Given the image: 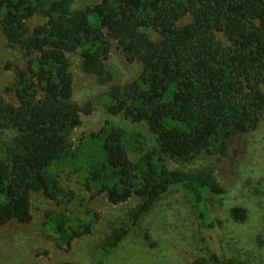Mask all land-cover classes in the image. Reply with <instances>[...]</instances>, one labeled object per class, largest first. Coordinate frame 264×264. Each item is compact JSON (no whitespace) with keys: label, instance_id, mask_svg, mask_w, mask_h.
I'll return each mask as SVG.
<instances>
[{"label":"trees","instance_id":"trees-1","mask_svg":"<svg viewBox=\"0 0 264 264\" xmlns=\"http://www.w3.org/2000/svg\"><path fill=\"white\" fill-rule=\"evenodd\" d=\"M75 2L0 0L2 32L27 59L7 88L15 101L0 96V132L13 131L0 147V226L30 224L33 193L59 201L62 173L73 166L111 205L139 200L132 226L179 193L212 228L208 196L227 193L214 168L170 169L168 163L220 158L236 135L256 130L264 118V0H101L83 9ZM37 16L44 22L31 30L28 22ZM186 18L191 22L183 24ZM112 42L142 73L111 88L107 112L146 126L154 143L107 121L74 148L71 134L91 109L73 101L69 56L77 54L86 73L103 79ZM230 214L246 219L243 207ZM49 219L59 248L90 231L84 222L70 229L63 214ZM127 234L110 238L97 264ZM193 264L244 263L212 251Z\"/></svg>","mask_w":264,"mask_h":264},{"label":"rangeland","instance_id":"rangeland-1","mask_svg":"<svg viewBox=\"0 0 264 264\" xmlns=\"http://www.w3.org/2000/svg\"><path fill=\"white\" fill-rule=\"evenodd\" d=\"M100 1L76 0L75 7L83 9ZM43 22L37 16L28 25L32 30ZM189 22L191 19L186 18L183 24ZM110 49L103 79L86 73L77 54L69 56L74 76L73 101L79 107L91 109L90 114H81L82 125L71 134L74 148L82 137L99 133L107 121L129 131H139L150 145L154 143L146 126L107 112L111 88L124 86L142 73L140 64L129 63L116 42H112ZM26 62L23 52L9 45L0 26V96L15 101L7 88L15 81V68L24 67ZM12 136L13 131L0 132V147L5 148ZM168 167L214 168L227 193L208 196L212 228L197 218L192 205L179 193L167 195L138 225L132 226L131 214L140 204L137 198L111 205L104 196H96L88 188L84 171L69 166L61 176L65 193L59 201L33 193L32 222L0 226V264H97L106 242L125 231L128 234L124 241L103 259V264H193L198 256L207 257L212 251L244 264H264V241L260 242L264 240V118L256 130L236 135L226 155L220 158L203 155L188 164L170 161ZM234 207L246 209L243 222L231 216ZM59 214L67 217L70 229H78L80 222L88 224L89 233L76 238L69 248L57 247L49 216Z\"/></svg>","mask_w":264,"mask_h":264}]
</instances>
